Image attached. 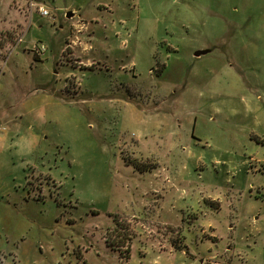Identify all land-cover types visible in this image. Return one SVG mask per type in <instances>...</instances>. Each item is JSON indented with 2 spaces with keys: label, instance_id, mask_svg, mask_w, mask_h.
<instances>
[{
  "label": "rangeland",
  "instance_id": "1",
  "mask_svg": "<svg viewBox=\"0 0 264 264\" xmlns=\"http://www.w3.org/2000/svg\"><path fill=\"white\" fill-rule=\"evenodd\" d=\"M31 1L0 0V264H264V0Z\"/></svg>",
  "mask_w": 264,
  "mask_h": 264
},
{
  "label": "built area",
  "instance_id": "2",
  "mask_svg": "<svg viewBox=\"0 0 264 264\" xmlns=\"http://www.w3.org/2000/svg\"><path fill=\"white\" fill-rule=\"evenodd\" d=\"M30 6H36V3L32 0L31 3H30ZM38 10H39V13L41 15L45 16V17H50L51 16V13L47 9H45V7H43V6H39ZM40 48L42 50H45V46L44 45L40 46Z\"/></svg>",
  "mask_w": 264,
  "mask_h": 264
},
{
  "label": "trees",
  "instance_id": "3",
  "mask_svg": "<svg viewBox=\"0 0 264 264\" xmlns=\"http://www.w3.org/2000/svg\"><path fill=\"white\" fill-rule=\"evenodd\" d=\"M117 224H118V226L120 225V223H119V221H117ZM118 236V238H120V234L118 233V234H115V237H117ZM129 253H130V248L128 247V248H126L125 249V252H123L122 254V258L126 261V262H128V260L130 259V255H129Z\"/></svg>",
  "mask_w": 264,
  "mask_h": 264
},
{
  "label": "crops",
  "instance_id": "4",
  "mask_svg": "<svg viewBox=\"0 0 264 264\" xmlns=\"http://www.w3.org/2000/svg\"><path fill=\"white\" fill-rule=\"evenodd\" d=\"M33 1H34L35 3H37L36 0H33ZM27 4H28V6H29V2H28V0H27ZM67 17H68V18H71V16H70L69 14H67ZM158 167H159V166H158ZM158 167H156L157 169L155 168V169H153V170H151V171L153 172L154 170H157V172H159L160 169H159ZM175 246L178 247V245H175Z\"/></svg>",
  "mask_w": 264,
  "mask_h": 264
}]
</instances>
